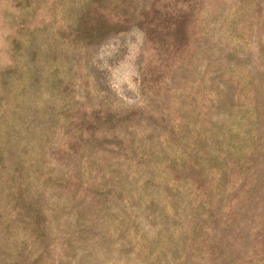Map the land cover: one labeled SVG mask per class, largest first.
I'll list each match as a JSON object with an SVG mask.
<instances>
[{
	"label": "rangeland",
	"instance_id": "obj_1",
	"mask_svg": "<svg viewBox=\"0 0 264 264\" xmlns=\"http://www.w3.org/2000/svg\"><path fill=\"white\" fill-rule=\"evenodd\" d=\"M0 264H264V0H0Z\"/></svg>",
	"mask_w": 264,
	"mask_h": 264
}]
</instances>
